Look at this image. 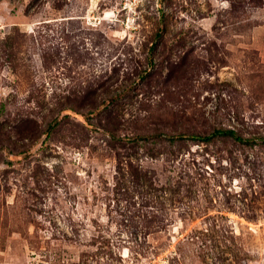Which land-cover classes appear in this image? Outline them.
Wrapping results in <instances>:
<instances>
[{"label": "rangeland", "instance_id": "1", "mask_svg": "<svg viewBox=\"0 0 264 264\" xmlns=\"http://www.w3.org/2000/svg\"><path fill=\"white\" fill-rule=\"evenodd\" d=\"M0 264H264V0H0Z\"/></svg>", "mask_w": 264, "mask_h": 264}, {"label": "trees", "instance_id": "2", "mask_svg": "<svg viewBox=\"0 0 264 264\" xmlns=\"http://www.w3.org/2000/svg\"><path fill=\"white\" fill-rule=\"evenodd\" d=\"M160 135H165L163 133H159ZM217 135H229L234 137L237 140L243 141V142H251L252 140L250 138H244L241 135H239L235 130L233 129H216L214 130L212 133L208 134V135H198V134H186V133H179V134H175V135H165L168 136L172 139H185V138H189V139H204V140H210L213 137L217 136Z\"/></svg>", "mask_w": 264, "mask_h": 264}]
</instances>
